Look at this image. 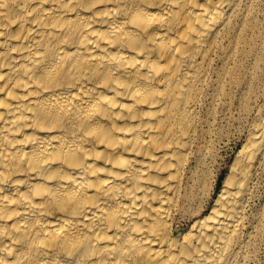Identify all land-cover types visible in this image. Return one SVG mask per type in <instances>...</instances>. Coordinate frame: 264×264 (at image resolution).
I'll return each mask as SVG.
<instances>
[{"label": "bare ground", "instance_id": "1", "mask_svg": "<svg viewBox=\"0 0 264 264\" xmlns=\"http://www.w3.org/2000/svg\"><path fill=\"white\" fill-rule=\"evenodd\" d=\"M259 9L0 0V264H254L264 102L209 208L202 189Z\"/></svg>", "mask_w": 264, "mask_h": 264}, {"label": "rangeland", "instance_id": "2", "mask_svg": "<svg viewBox=\"0 0 264 264\" xmlns=\"http://www.w3.org/2000/svg\"><path fill=\"white\" fill-rule=\"evenodd\" d=\"M259 19L263 30L262 45L264 46V0H260ZM263 102L264 51H261L243 62L238 74V85L231 91L229 102L218 109L217 116L213 122L211 129L213 152L210 155L207 182L202 189L208 208L216 197L217 178L221 175V172H228L236 153L244 143L245 129L250 123L251 115L255 112L258 105ZM257 170V175L255 174L253 180L254 197L251 209L264 205V197H262L264 195V161H261ZM263 240L264 237L258 243L259 248L257 250L258 253L256 252L255 254L254 264H264Z\"/></svg>", "mask_w": 264, "mask_h": 264}, {"label": "water", "instance_id": "3", "mask_svg": "<svg viewBox=\"0 0 264 264\" xmlns=\"http://www.w3.org/2000/svg\"><path fill=\"white\" fill-rule=\"evenodd\" d=\"M222 175H223V172H221V175H220V176L218 177V179H217V187H218L219 184H220V181H221Z\"/></svg>", "mask_w": 264, "mask_h": 264}]
</instances>
